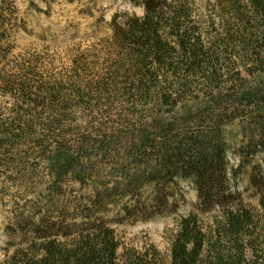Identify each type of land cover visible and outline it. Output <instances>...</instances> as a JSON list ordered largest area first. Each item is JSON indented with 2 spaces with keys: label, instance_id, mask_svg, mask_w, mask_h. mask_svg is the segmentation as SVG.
Masks as SVG:
<instances>
[{
  "label": "trees",
  "instance_id": "obj_1",
  "mask_svg": "<svg viewBox=\"0 0 264 264\" xmlns=\"http://www.w3.org/2000/svg\"><path fill=\"white\" fill-rule=\"evenodd\" d=\"M142 9L50 78L6 62L15 9L0 0L4 162H45L50 195L68 177L92 191L71 217L44 207L15 219L4 264H264V190L251 179L257 201L246 203L227 161L232 146L239 164L264 154V0L207 1L200 15L192 0ZM176 180L191 183L197 205L177 221L167 260L155 249L119 258L98 215L122 204L125 218L153 219Z\"/></svg>",
  "mask_w": 264,
  "mask_h": 264
},
{
  "label": "rangeland",
  "instance_id": "obj_2",
  "mask_svg": "<svg viewBox=\"0 0 264 264\" xmlns=\"http://www.w3.org/2000/svg\"><path fill=\"white\" fill-rule=\"evenodd\" d=\"M15 9V20L7 28L6 62L21 60L42 67V75L50 78L63 75L71 62L91 46L111 36V21L121 25L128 17H140L144 0H11ZM197 13L205 12L207 1L192 0ZM11 67V65H10ZM6 69H8L6 67ZM10 107L8 97L0 93V112ZM233 135L234 129H230ZM4 153H0V264L12 252L17 237L11 235L15 219L20 215L36 213L47 207L48 214L73 216L78 205H83L91 196L88 184H80L71 178L65 179L61 192L50 195L45 188L52 181L45 162L21 168L6 165ZM228 166L236 170L231 183L233 191L241 193L246 203L256 205L257 189L251 179L264 190V154L240 163L233 151L227 154ZM37 163V162H35ZM31 165V167H30ZM169 208L150 220L125 218L122 204L110 206L107 212L98 215L113 229L117 243V254L122 258L133 251L143 253L155 249L167 260L169 244L180 217L195 212L197 198L189 181L176 180L168 189ZM150 187L142 189L140 201L151 197ZM126 201V199H125ZM124 201V202H125ZM206 223L209 220L201 217ZM79 221V219H76ZM12 243V246H11Z\"/></svg>",
  "mask_w": 264,
  "mask_h": 264
}]
</instances>
